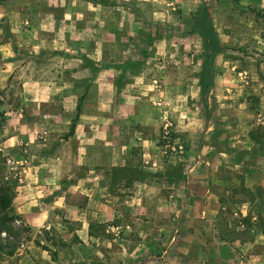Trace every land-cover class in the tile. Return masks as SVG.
<instances>
[{"label":"rangeland","instance_id":"374dc122","mask_svg":"<svg viewBox=\"0 0 264 264\" xmlns=\"http://www.w3.org/2000/svg\"><path fill=\"white\" fill-rule=\"evenodd\" d=\"M98 46L103 47L99 61H69L70 47L93 53ZM206 53L216 70L207 110L202 106ZM108 62L122 68L97 78ZM79 104L86 122L101 126L109 119V147L132 145L135 167H125L148 175L133 182L124 174L114 177V168L108 171L116 201L128 200L135 182L156 181L164 203L179 182H191L198 172L201 186L226 208L220 215L223 232L249 239L258 231L264 237V0H10L0 6V184L15 195L10 215L17 217L13 227L21 234L20 242L6 233L3 239L17 243L16 253L36 249L37 258L23 264H181L167 253L180 232L176 224L159 226L166 219L162 212L153 215L158 224L151 227V248L143 243L138 258L123 260L113 241L120 236L116 219L103 229L110 254L102 257L99 245L71 251L78 238L64 217L68 212L34 228L16 212L29 169L43 170L52 156L62 157L68 173L85 174L88 166L79 163L89 128L68 139ZM252 133L261 140L256 143ZM92 134L98 143L106 133ZM143 140L154 145V159L146 164L152 169L140 166L141 151L148 150L140 145ZM245 204L248 230L240 228L244 218L236 213ZM138 219L142 223L148 216ZM254 250L259 253L264 245ZM176 252L172 256L180 255ZM13 256H0V264H16Z\"/></svg>","mask_w":264,"mask_h":264},{"label":"crops","instance_id":"0c3cea01","mask_svg":"<svg viewBox=\"0 0 264 264\" xmlns=\"http://www.w3.org/2000/svg\"><path fill=\"white\" fill-rule=\"evenodd\" d=\"M70 53L69 61L74 64H77V61L80 63L86 60L99 61L103 58V47H96L93 53L83 49L81 53H77L75 48L70 47ZM95 66L99 67L98 64ZM114 68L120 71L122 67L111 65L109 62L104 64L97 78L113 72ZM101 86H103L102 82ZM89 92L87 91L82 99L85 100ZM86 117H88L87 114L82 110L74 135L68 136V139H71L81 132H87L89 128L87 143L82 146V151L84 149L85 153L82 152L84 155L80 156L79 163L88 166L85 174L80 176L76 172L68 173L63 165L62 157L57 154L44 163L46 167L43 165V170L29 169L31 174L26 177L17 192L14 208L31 228L48 225L51 221L55 223L56 219L61 218V213L64 215V211L68 212V216L64 215V217L74 224L75 230L70 232L78 238L71 251L80 253L86 249V246L99 245V254L103 257L104 253L110 254L109 245H106L109 239L103 234V229L108 231L109 221L116 219L115 227L120 230V236L117 239L113 238V241L119 244V248H116L117 256H120L122 260L124 256L131 255L138 258L142 244L146 243L148 248H151L150 243L155 239L153 229H156L158 223L156 224L153 215L158 211L162 212L166 218L159 226L164 225L166 228L167 224L170 227L176 224L180 232L177 236L178 243L176 242L171 251L167 252L171 260L173 258L176 261L181 260V264H264V250L259 253L254 250L257 245H264V237L260 236L258 231L249 239L246 236L245 239L239 236L230 237L227 232H223L225 221H222L220 215H222L221 210L226 208L216 203L218 197L214 193L208 192L201 186L203 175H198V172L195 173L191 182H179L164 203L160 197L163 189L159 188L161 185L156 181L135 182L130 198L125 201H116L118 198L111 194L109 189L108 171L112 168H124L128 164L135 167L129 152L132 145L118 143L116 148L109 147L112 145L108 140L109 119L103 118V125L95 126L86 122ZM92 130L106 134L100 137V142L94 143L95 134H92ZM140 145L148 148L141 151L143 159L140 161V166L144 169L147 167L152 169L146 164L149 163L148 160L154 159L151 151L154 145L149 140H143ZM115 149L118 152L115 153ZM109 150H111L110 156L103 154L104 151L108 153ZM157 201L160 204H157ZM239 211L244 218V221L240 222L242 225L240 228L248 230V219H245L248 218V206L236 210V213ZM50 213L53 214L51 220ZM174 213L177 215L175 216ZM126 214H131L132 217L126 218ZM140 214L147 215L148 219L141 223L138 219ZM227 227L231 228L232 223L227 221ZM236 227L239 228L238 225ZM98 228L100 233L96 231ZM174 242L173 239L171 245ZM129 244L133 245L130 251ZM103 246L107 247L103 248ZM27 248L31 250V253L19 250L15 256L10 257V260H16V264H23V261H33L34 257L36 259L38 254L36 249L31 246ZM174 249L180 255L172 256Z\"/></svg>","mask_w":264,"mask_h":264},{"label":"trees","instance_id":"16d2710c","mask_svg":"<svg viewBox=\"0 0 264 264\" xmlns=\"http://www.w3.org/2000/svg\"><path fill=\"white\" fill-rule=\"evenodd\" d=\"M10 0H0V6L4 4L5 2H8ZM207 1V0H206ZM203 18L206 19L207 27H208V34L212 33L211 29V17L208 11V5L206 2H204V6L202 9ZM201 19V18H200ZM211 35V34H210ZM207 40V39H206ZM208 45V42L206 41V46ZM212 56L210 54L206 53V60L202 72V106L207 110V97L213 93V88L215 84V65L212 62ZM128 68L125 67L124 70H127ZM81 114V104L78 106V114L76 119L73 121L70 135L73 136L77 123L79 121V117ZM2 118H4L3 115H1ZM208 118L206 114V119ZM1 126V125H0ZM252 139L257 143V141H260L261 139L258 138L255 134L252 133ZM112 173L114 177L123 175L125 177L129 176V180L134 181H145L146 177L148 176L144 171L137 170V169H131V168H114L112 170ZM14 193L11 191V189L6 186L0 184V256L7 255V256H13L16 253L17 250V243H12L9 240L3 239L2 234L6 233L9 237H13L16 239V242H20V236L21 234L14 230L13 222L16 220L17 217L10 215V211L12 210V205L14 201Z\"/></svg>","mask_w":264,"mask_h":264}]
</instances>
